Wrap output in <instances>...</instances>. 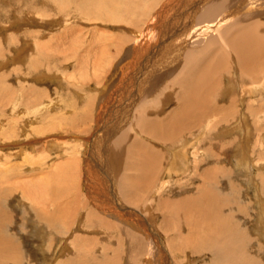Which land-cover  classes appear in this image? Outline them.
<instances>
[{"label":"rangeland","instance_id":"obj_1","mask_svg":"<svg viewBox=\"0 0 264 264\" xmlns=\"http://www.w3.org/2000/svg\"><path fill=\"white\" fill-rule=\"evenodd\" d=\"M143 1L144 3L137 1L145 8L143 16L140 12H134L130 14L133 15L131 17H123L124 21L129 20L124 23L119 15L113 14L115 18L113 15L109 18L105 14L93 13L91 10H96L95 6L85 8V0H0V65L5 62V66L0 68V76L7 75L6 80L0 84L4 85L6 92L20 90L22 86H32L36 92L41 93L39 89H46L49 101L54 103L59 100L61 104L55 103L53 105L56 107L52 106V109L46 111L47 115H51L50 118H44L47 115L43 113V120L32 122L37 127L36 131H32L36 135L33 141V138H28L32 136L29 135L26 140L17 143L0 144V181L6 179L4 184L0 183V190L5 191L6 198H9L12 192L8 187L11 184L19 183L28 193L34 192L38 185L41 200H53V197L43 190L52 181L56 191H53L56 195L54 198L61 201V204L67 203L65 205L73 209L75 201L79 199L89 202L94 209L89 212L80 209L79 214H73L68 222L76 223V227H71L65 234L59 235V238L63 239V242H60V239L56 238L60 229L52 236L48 233L46 236L39 235L37 221L33 218L39 207L37 201L26 200L17 194V200L11 199V203H8L17 219L19 217L20 221L15 222H18V225L21 223L15 236L28 258V262L22 259L23 264H214L210 252L197 254L187 249L188 229L185 225H180L184 223V218L172 212L167 213L166 209L167 205L172 207L175 202L178 204L176 207H179L178 200L194 193L199 184L198 179H193L197 183H192L190 179L197 174L193 167V158H197L195 153L203 158L204 161H200L203 167L206 164H213L215 167L222 164L228 169L226 176L235 190H232L234 194L227 190L228 195H234L237 204L242 206L244 211L242 215H238L239 220L244 223H239V231L235 235L238 239L240 235L243 236L242 241L246 243L247 253L251 259L254 258L255 264H264V209L259 210L261 202H264V113L253 116L246 112L247 106L256 109L264 102V91L255 94L250 91L253 84L249 83L245 90L248 89L252 96L244 95L243 102L242 90L239 87H232V99L223 95L217 100V104L221 102L226 104L224 108L228 107L223 115L213 116L209 127L205 125L208 129L195 140L194 146L192 145L186 154V169L175 167L177 172H173L172 176H162L169 151L163 149L156 140L155 143L144 141L143 145H151L164 153L160 159L165 161L161 162V168L151 179L152 185L147 192L137 191L133 199L132 196L125 197L122 191L126 182L123 180L125 175L135 174L132 172L133 167L129 168L131 170L127 169L131 160L124 154L117 157L114 145L116 139L131 127L132 119L135 120L138 109L142 106L148 109H141V117L154 118L156 113H170L171 108L178 105L173 96L176 88L173 83L180 78L179 73L183 67L193 66L194 60L197 62V56L205 58L207 55L218 54L217 50L227 46L235 29H249L260 24L262 32L259 31L258 34L264 36V0ZM125 9L130 12L132 7ZM209 28L213 30H208ZM37 40L42 44L50 42L51 46L36 52L34 43ZM53 47L59 49H50ZM69 52L76 54V61L70 59L72 62L69 63ZM187 56L195 58L187 61ZM45 57L50 58L48 62H44ZM229 66L230 71L236 75L232 76L229 72L231 78L226 81H234L238 78L234 60L231 59ZM121 68L123 69L120 70ZM169 70L173 73H169L168 78L157 84ZM263 74L258 76L256 86L264 85ZM101 84L103 88L106 87L104 90L98 86ZM226 85L223 82L221 88L230 90ZM177 88L176 91L180 89L178 86ZM75 90L84 96L78 98ZM164 90L169 93L163 95L161 92ZM87 98L86 105L89 107L88 111H84L86 108L80 105V102ZM169 98L172 99L169 101ZM8 100L9 107L0 109V119L7 129L17 130L21 124H26L22 120L25 116L20 114L25 110V98L15 95L11 99L8 93ZM71 100L74 102L72 104L76 105L73 106L75 109L72 108L74 110L69 111L67 103L69 105ZM15 107L20 109L13 111L12 108ZM57 120L61 122L58 123ZM212 128L213 134H210L213 137H207ZM28 133L27 130L23 135ZM197 133L200 132H194V136ZM129 134L132 137L130 141L137 137L133 130ZM224 147L227 148L223 150ZM211 153H222L220 157L225 158L222 162H217L214 157L210 158ZM243 157L248 160V170L236 166L237 161ZM32 167L35 171L31 170ZM42 169H50V176L46 178V175L38 173L36 176V171ZM2 171L5 175H2ZM201 188L202 186H199V189ZM106 207L114 213L107 211L109 214H105L98 211L103 208L107 210ZM194 213L192 211V214ZM86 214L89 219L98 217L107 222L114 221L118 228L115 232L108 231L107 234L90 229L85 226ZM120 219L123 221L120 222ZM125 219L128 222L131 219V224L134 222L137 228L141 225V228L148 232L144 241L140 239V245L130 244L129 238L123 234L124 231L129 235L141 236L140 233L132 231ZM13 234L7 232L9 236ZM49 239L56 243L50 245V241L48 244ZM118 240L120 242H117ZM129 245L138 246L139 249L131 253ZM146 253H153L152 262L143 261L145 258L148 260ZM132 256L133 259H130ZM92 257L98 261L91 262Z\"/></svg>","mask_w":264,"mask_h":264},{"label":"bare ground","instance_id":"obj_2","mask_svg":"<svg viewBox=\"0 0 264 264\" xmlns=\"http://www.w3.org/2000/svg\"><path fill=\"white\" fill-rule=\"evenodd\" d=\"M137 1L144 3L143 0H85L83 5L86 6L85 8H88L91 5L95 6L96 10H91L93 13H100L103 15L105 14L106 16H109V18L111 17L110 15H113V14L119 15V17L125 23V21L128 22L129 20L125 19V21H124L123 17H125V16L131 17L133 15H130V14H132L134 12H140V14H142V16L145 13L143 10L145 8L144 7L142 8L140 6L142 4L137 3ZM128 6L132 7L130 12H127L125 9V7H128ZM152 7L154 8V6H152ZM114 15L112 17L115 18ZM147 15H148V13H147ZM261 28H262V26L260 24H258L254 27L249 28V29H247V28L246 29H244V28L235 29L236 31H234L231 34V36H230L231 39L227 42V46L225 48H220L217 50L218 54L214 53L211 55H207L205 58H203V57L198 58V56H197L196 59H198V60H197V62H195V60H194L195 64L193 66L183 67L184 69L182 71H180V73H179V74H181L180 78L177 79L176 81H174L175 83H173V85H175V87H176L174 89L175 95L173 94V92L170 93L171 95L173 94L174 98H176L178 105L176 104V106L174 108H171L172 110H170V113L169 112L168 113H160V114L156 113L154 118H151V117L143 118V117H141L142 113L140 114V111H141V109L146 110L148 108H145L144 106H142V108L138 109V115L136 116L135 120L132 119L131 122H133V123L131 124V127L126 129L125 132L122 133V135H120L116 139L115 144H114L115 150L117 153V157L120 156L119 154H124L126 156L128 155L131 162L129 164L127 163L129 165L127 167V169L133 167L134 171H132V172L133 173L135 172L134 175L132 173L129 174V176L126 174L125 177L123 178V180H126V182L122 186V191L124 192L125 197L126 196L127 197L132 196V199H133L134 195H137V193H136L137 191H139L141 193L145 192V191L147 192V190L150 188V185H152L150 183V181H152L151 179L155 176L156 172L159 171V169L161 168V166H162L161 162L165 161V159H163L162 161L160 159L162 154H164V153L155 149L151 145H143L144 141L150 142V143H155V140H156L160 143V145L163 149L169 151L167 158H166L167 162L164 166V170L162 173L163 177L169 176L173 172L176 173L177 167L181 168L182 170H185L186 166L188 164V162L186 163V159H187L186 154L188 153L189 148L192 145L194 146V142H196L195 140H197V138L200 135L205 133L206 128H207V127L205 128V125H208V127H209V125H210L209 123L212 122L211 119H213V116L223 115V113L226 110V107H228V106H226L224 108V106L226 104H223V103L221 104V102L217 104L216 101L217 100L219 101V99L222 98L223 95H225L227 98L232 99V97H231L233 94L232 93V91H233L232 87H239V89L242 90L241 91L242 92L241 102H243L244 101L243 100L244 95H251L252 96V94L249 91H247L248 89L245 90L246 86L249 85V83H250V85H252V84L254 85V86L253 85L251 86L250 91L254 92L255 94H257L258 92L261 93L264 91V85L256 86L258 76L260 74H263V72H264V36H260L258 34L259 31L262 32ZM137 30H139V29H137ZM208 30H213V28H209ZM140 31H141V29H140ZM23 42L25 44H27L26 41H23ZM40 42L41 41L37 40L34 43V46L37 47L35 50L36 52H39L38 50L41 48L45 49V47L51 46L50 42L45 43V44L44 43L42 44ZM24 48H26V47H24ZM50 49H59V47H56V48L53 47ZM90 50H91V48H90ZM19 51H21V50H19ZM2 53H3V51H2ZM210 53H212V52H210ZM24 55H26V54H24ZM68 55H71V57L67 59V60H69V63L72 62V61H70V59H75L74 61L77 60L76 54L73 55V52H71V53L69 52ZM84 57L87 58L89 56H87V57L84 56ZM19 58H22V57H19ZM19 58H17V59L20 60ZM190 58H195V57L194 56H187V61ZM49 59H47V57H45L44 62H48ZM231 59L234 60V62H235V65H236L235 68H236V72L238 73V78L234 79V81H232V79L229 81H226L229 78H231V75H230L231 73H232V76L236 75L235 73L230 71L229 64H230ZM94 60H96V59H94ZM36 61H37V59H36ZM12 62H14V61H12ZM2 63H4V64L0 65V68L5 66V62H2ZM32 63H34V62H32ZM81 63H83V60L81 61ZM107 63L105 65L108 66ZM32 65L34 66V64H32ZM98 65H99V63H98ZM86 66H87V64H86ZM96 66H97V64H96ZM127 66L128 65H126V68H127ZM97 67H95V68H97ZM123 68H125V67L123 66ZM123 68H121L120 70H122ZM125 71H127V70H125ZM123 72H124V70H123ZM229 72H230V74H229ZM169 73L172 74L173 71L172 70L166 71L165 72L166 75L163 74L164 76L157 82V84L161 83V81L163 82V79H165ZM42 74H44V73H42ZM36 76H38V75H36ZM227 76H228V78H227ZM6 77H7V75H5V74L0 76V83L2 81H5ZM41 78L42 77H40V79ZM42 81H44V80H42ZM225 81H226V83H225ZM223 82H224V85L227 84L226 87L228 86L227 88H229L230 90H226L225 88H221V87H223ZM3 86L4 85L0 84V109L9 107L10 100H8V93H9V98H11V99H13L15 97V95L16 96L21 95L22 98H25V100H23V102H24L23 108L25 110L23 111V113H20V114H23V116H25L22 118V120H24L26 124H21V126L17 130H12V129H7L6 125H4V123L0 119V144L4 145L7 143L12 144L13 142L17 143V142H20L22 140H26V137L29 135H32L31 137H28V138H31V139L33 138L32 139V141H33L35 139L36 135L33 134L32 131H36L37 127H36V124H32V122L40 121L44 117L43 113L46 114V111L52 109V106H54L55 103H58V105H61L59 100L57 102L54 101V103L53 102L51 103L49 101V98H48L49 93L46 89H42V88L39 89L40 91H42V93H41V92H36V90L34 88H32V86L31 87L22 86V88L20 90L16 89V90L11 91V92H6V90ZM98 86L101 89L103 88L102 84L98 85ZM177 86L180 88L178 91H176L178 89ZM254 87H255V89H253ZM105 88H103V90ZM39 90L37 89V91H39ZM161 93H163V95L164 94L166 95L169 92H166V90H164ZM254 93H253V95H254ZM44 94L46 96H44ZM37 95H39V96H37ZM75 95H78V98H82L84 96L82 93L78 92L77 90H75ZM46 98H47V101H45ZM66 98H68V97H66ZM171 99L172 98H169V101ZM87 100H88V98L86 100H82L80 102L81 103L80 105H82L86 108L84 111H88L87 108L89 107V105L88 104L86 105ZM12 101H14V100H12ZM77 102H78V100H77ZM261 102H262V100H261ZM62 103H64V102H62ZM72 103H74L72 100H71V103L69 105L67 103V107H68L69 111L75 109L73 106L76 104H72ZM232 104H233V102H232ZM54 107H56V106H54ZM99 107H100V105H99ZM258 107L255 109L253 107L251 108V106H247L246 112L248 114L251 113V115H253V116H257V114H259L261 112L264 113V102L262 104H260ZM72 108H74V109H72ZM19 109L20 108H18V107L12 108L13 111H18ZM72 114H71L70 118H72ZM80 114H79V116H80ZM46 117L50 118L51 115H47L44 118H46ZM82 117H80V118H82ZM258 117H260V116H258ZM65 118H66V116H65ZM51 121H52V119H51ZM55 121H56V119H55ZM66 121L67 120H65V122ZM59 122H61V121H58V123ZM48 127H50V126H48ZM211 127L214 128V126H211ZM213 128L208 131L207 137H210V138L213 137L211 135V134H213L211 131L216 129V127L214 129ZM27 130L29 131V133L26 134V136H24L23 132L26 133ZM131 130H133L138 137V138L134 137V140H132V141H130L132 139V137L129 134ZM196 131L200 132L201 134L197 133L196 136H194V132H196ZM216 138H218V137H216ZM204 140H207V139H204ZM30 144H31V142H30ZM199 145L197 146V148L200 147ZM226 148L224 147L223 150ZM221 154L211 153L210 158L214 157L217 162H220V161L222 162V159H224L225 157H220ZM206 155H207V157H209V153H207ZM195 156H197V158L196 159H195V157L193 158V167H195V171L197 174L193 175L190 179L192 180V183H197L193 179H198L199 184L195 187L194 193H192L191 195L189 194V195H185L182 197L180 196L181 198H180V200H178L180 202L179 207H176L178 205L177 202H175L176 204L174 203L175 205L174 206L172 205V207H171V205H167V207H168V208H166V209H168L167 213L171 214V212H172V213L176 214L177 216L180 215L181 218H184L183 219L184 223H180V225H182V226L185 225L186 229H188L189 240L187 239V242H188L187 243V249H189L190 252L199 254V253H203V252L208 251L212 255V261L214 264H255V261L253 260L254 258L252 257V259H251V257L247 253V249L245 246L246 243H244L242 241V240H244L243 236L240 235L239 236L240 238L238 239L235 235L239 231V227H240L239 223H241V224L244 223L243 221H240L239 217H238V215H242L244 211L242 209V206L240 207V205L237 204L238 203L236 201L237 198L234 199V197H235L234 195H231V196L228 195L227 190H229L231 192L233 190L232 185L229 183L228 177L226 176V172H228L227 171L228 169L226 170V168L223 167L222 164H219L217 167H215L213 164H212V166H208V164H206L205 167H203L200 164V161L203 160V158H201L196 153H195ZM165 157H166V155H165ZM247 163H248L247 158L243 157L242 160L237 161L236 166H240V167H242V169L244 168L245 170H248L249 165H247ZM198 164H199V166H198ZM37 168H40V167H37ZM65 168H67V167H65ZM201 169H202V171H201ZM31 170L35 171L34 167H32ZM48 170L50 171V169L38 170V171H36V176L38 173L39 175H44V176L46 175L45 177L47 178L48 176H50V173ZM129 170H131V169H129ZM138 170H140V172H138ZM58 171H59V169H58ZM187 171H189V170H187ZM62 172H64V171H62ZM2 173H3L2 175H5L4 174L5 172L2 171ZM59 173H61V172H59ZM17 176H19V175H17ZM0 177H1V175H0ZM8 177H6V178H8ZM46 178H45V180H47ZM3 179H5L4 176H3ZM12 180H10V181L12 183H15ZM4 181H2V182L0 181V183L4 184ZM8 183H9V180H8ZM2 184H0V185H2ZM220 184L222 186H219ZM6 186H8V185H6ZM43 186H44V182H43ZM199 186H202V188L199 189ZM23 187L24 186L20 185L17 182H16V184H11L8 187L12 192V194H10L11 196L9 198L8 197L6 198V196L4 194L5 191L3 192L0 190V264H6L8 262H13L14 264H23V262H24L23 260H25V259H26L25 261L28 262L27 261L28 260L27 255L24 254L25 251L21 250V248H20L21 243L17 240L18 238L15 236L16 230L18 228H20V226H21V223L18 225V222H15L16 220L20 221L19 217L17 219L15 212L9 207V204L11 203V199H16L17 194L22 196L26 200H33L34 199V201H37L36 204H38L39 207H38V210H36L37 212H36L35 216H33V218L35 221H37V230H39V233H40L39 235H45L46 236L48 233L49 236H52L53 233H58L57 230L60 229L61 231L57 234V237H56V238H59V235L65 234L71 227H74V226L76 227V223L75 224L69 223L70 217L73 214H75L76 212H77V214H79L78 211L80 209L85 210V212H89L93 209L92 204H90L89 202L87 203L86 201H83V200L80 201L79 199L75 201V206L73 207V209L69 208L68 205H65L67 203L61 204L60 203L61 201H58V199L54 198V196H56V195L53 192L55 190L53 188L54 184L52 181L48 187H44V189H43L44 191H47V195H51L50 197H53V200L48 199L49 201L48 200H41V198L39 196L40 193H38V192H40V191H38V185H37V189L34 192H32V191L30 192V190H29L30 193L26 192V189ZM40 189H41V187H40ZM236 189H238V188H236ZM233 191H235V190H233ZM232 193L234 194V192H232ZM42 194H43V192H42ZM78 196L80 197V195H78ZM78 196H75V197H78ZM48 197L49 196H47V198ZM254 199H256V198H254ZM39 201L41 204L39 203ZM261 201H263V200H261ZM8 202H10V203H8ZM79 203H81V204L78 205ZM165 203H166V201H165ZM4 206H5V208H4ZM102 206L105 207V205H103V204H102ZM260 206H259L260 207L259 210L264 209V202H261ZM169 207H170V210H169ZM98 211H100V213L105 212V214H109L107 211L114 213L112 210H110L108 208H107V210H105L103 208L102 210H98ZM159 211H161V210H159ZM192 211H194L195 213L192 214ZM127 218H128V216H127ZM51 219L55 220V221H52ZM121 219H120V222L123 221ZM68 220H69V222H68ZM124 221L128 224L129 227H131L132 231H134L135 233H140L141 236L139 235V237H136L133 235H129L128 233H126L124 231H123V234L129 238L130 244L135 243L137 245H140L141 244L140 239L142 238L144 241V239L148 237V235H147L148 232H146L145 229L141 228V225L137 224L138 225V228H137L135 226V224H133L134 222L131 224V219H130V222H128V220H126V219ZM86 222H87V224H86ZM86 222H85L86 227L93 229V230H98L100 232L104 231V232H106V234L108 233V231L115 232L114 230H117V228H118L117 224L114 223V221H111V222L108 221L107 222V220H105L104 218L100 219L98 217L96 219H89L87 214H86ZM134 226L137 229L134 228ZM63 230H64V232H63ZM7 232H10V233L13 232L14 234L12 236H9V235H7ZM77 238H82V237H77ZM59 239H60V242H63L62 238H59ZM48 241H49L48 244L51 241L50 245H52V243H54V241L51 239H49ZM83 242H84V240H83ZM96 242H98V240H96ZM117 242H120V241L118 240ZM75 246H76V244H75ZM128 247L130 248L131 253H135L136 250L139 249V247L138 246L135 247V245H132V246L129 245ZM61 250H63V249H61ZM61 253H62V251H61ZM146 254L148 255V260L145 258L143 261L144 262H152V258H151L152 256L151 255L153 253L152 254L146 253ZM23 255L26 257L24 258ZM79 257H80V255H79ZM129 258L133 259V256H132V258L131 257H129ZM130 259H128V260H130ZM72 260H74V259H72ZM94 260L98 261L97 258L94 259L92 257L91 262ZM105 260L106 259H103V261H105ZM69 264H70V262H69Z\"/></svg>","mask_w":264,"mask_h":264}]
</instances>
